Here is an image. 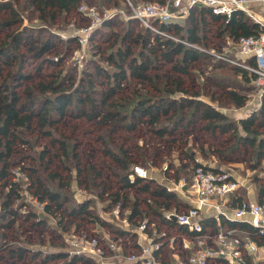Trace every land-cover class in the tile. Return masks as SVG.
I'll return each instance as SVG.
<instances>
[{"label": "trees", "instance_id": "1", "mask_svg": "<svg viewBox=\"0 0 264 264\" xmlns=\"http://www.w3.org/2000/svg\"><path fill=\"white\" fill-rule=\"evenodd\" d=\"M31 1L44 22L57 26L62 19L69 21L78 14L83 15L78 7L85 0ZM119 1L122 0H105L104 6L96 5L100 9L109 8ZM3 10L10 15L0 18V28L13 26V29L0 41V264L7 259L21 262L27 257L41 264H99L93 256L70 253L63 236L64 231L82 230L100 236L99 227L116 239L132 240L139 250L138 231L133 229L138 226V216L145 218L152 213L168 221L158 207L168 208L171 200L177 198L154 178L134 176L132 179L133 165L145 166L151 154L165 155L167 146L169 151L174 149L180 153V167L185 171L182 175L187 178H191L197 166L214 168L197 160V150L188 148L196 123H200L199 132L229 133L233 142L223 149H214L222 163L244 159V155L252 170H261L264 90L258 107L237 120L212 103L227 99L240 107L248 101L251 89H261L255 82L257 74L246 67L256 66L254 57L236 56L223 50L228 40L260 33V23L246 12L237 9L227 17L207 6H193L183 20L162 23L153 20L160 31L131 16L121 33L115 30L116 15H112L92 31L93 57L77 77L72 68H65L67 58L80 46L76 35L62 39L52 28L25 25L11 0H0V13ZM86 19L89 24V18ZM214 38L217 41L214 42ZM206 59H210L215 68L230 67L241 76L243 83L223 82L205 71L202 64ZM33 62L39 72L47 65L55 69L49 74V80L24 86L33 76L28 70ZM192 76L197 79L201 76L204 82L223 88V92L218 96L209 94L210 102L203 98L202 90L186 87V78ZM81 119L92 124L91 132L112 176L110 181L92 162L90 153L85 154V159L82 157L76 123ZM70 120L71 133H68L62 126ZM141 131L164 142L163 145L157 144L156 149H151L147 143L140 144L134 134ZM181 138L185 141L181 142ZM34 146H39L40 151L33 153ZM199 148L200 153L205 154L202 146ZM173 166L169 163L165 172L170 173ZM180 167L170 173L176 180L181 177ZM15 168L26 175L25 182L16 178ZM258 172L254 174L257 198L264 201V178ZM73 179L83 189L94 187L106 212L118 202L129 207L131 224L123 226L102 218L92 210L90 198L70 202L64 193ZM49 181L56 183V187ZM134 186L147 192L154 203L138 194L131 196L130 189ZM242 189V186L238 188L233 203L246 198ZM22 190L43 203L44 211L57 220L61 231L29 206ZM204 221L215 225L212 219ZM24 224L28 229L51 230L54 237L37 240L40 244L50 240L56 248H33L30 243L35 240L26 237L21 230ZM171 225H177L182 231L187 229L180 224ZM221 225L242 227L250 230L255 239H262L254 228L241 221L223 219Z\"/></svg>", "mask_w": 264, "mask_h": 264}, {"label": "built area", "instance_id": "2", "mask_svg": "<svg viewBox=\"0 0 264 264\" xmlns=\"http://www.w3.org/2000/svg\"><path fill=\"white\" fill-rule=\"evenodd\" d=\"M128 3L131 9L128 17H136L142 24L156 31L160 30L156 24H153V20L158 23L169 22L187 13L193 6H207L214 13L227 17L237 9L246 12L260 23L261 30L258 35L239 36L235 41L236 54L237 56L254 57L256 66L246 65V67L257 74L258 78L255 82L261 86L260 92L264 90V17L251 6L257 3L264 8V0H142L135 4L128 0ZM78 8L91 22L75 29L74 35L78 37L80 43V46L74 50L75 53L84 51L94 28L114 14L113 10L102 11L97 5L86 2H81ZM217 55L224 57L221 54ZM228 59L237 62L233 58ZM196 159L200 160L198 157ZM211 166L215 169L197 166L191 178L182 176L167 185L169 191L182 192L188 203L180 207L172 206L163 212L166 219L175 221L194 232L191 241L182 242L185 249L191 247L186 257H180L175 251L172 255L176 260L165 259L162 247L165 242L174 244L175 236H170L165 230L158 231L155 222L145 217L138 221L136 230L140 235L148 236L147 234L151 233L155 239L143 241L139 250L122 255L125 262L135 264H264V201L244 199L235 206L228 205V196L242 184L241 179L226 167L215 164ZM13 172L17 179L19 175L25 176L18 168L13 169ZM149 175L144 165L134 164L133 174L130 176L133 179L134 176L148 177ZM261 176L264 178V163ZM21 194L24 196V192ZM41 204L44 207L43 203ZM130 213L129 207H124L121 202H118L110 208L108 216L123 226H129L131 224ZM208 216H212L217 221L218 227L205 228L203 219ZM223 219L248 224L262 239H255L250 230L242 227L221 226L220 222ZM67 241L70 253H84L99 259L100 262L105 257L107 248L110 250L117 248L114 240H107L108 245L103 246L98 236H89L85 231L70 232Z\"/></svg>", "mask_w": 264, "mask_h": 264}, {"label": "rangeland", "instance_id": "3", "mask_svg": "<svg viewBox=\"0 0 264 264\" xmlns=\"http://www.w3.org/2000/svg\"><path fill=\"white\" fill-rule=\"evenodd\" d=\"M11 1L13 2V4L15 5L17 10L23 17L24 19L23 23L25 25L32 26V27H44V28H49V29L52 28L54 31L57 32V34L61 36L62 39H66L68 35H74L75 29L78 26L86 25V22H87V19H86L87 16L85 17V15L81 12L84 16L78 14L76 18H74V20L69 19V21H65L64 19H62L60 25L52 26V24H48L47 22H44L39 17V13L33 6L31 0H11ZM104 1L105 0H85L83 2H86L88 4L95 3V5L97 3L101 6H104L103 4ZM131 1L135 4L137 2H140L141 0H131ZM251 6L256 9L259 15L262 16V13L259 12V5L257 3H253L251 4ZM100 10L102 11L113 10L114 11L113 15H116V20H117V27H115L116 28L115 30H118L120 33L123 32L126 26L127 18L129 14L131 13L128 0L119 1L114 6H111L109 8H102ZM9 15H10L9 12L3 10V12L0 13V18L9 16ZM183 16L184 15L178 16L176 17V19L179 17L183 18ZM182 18H179V19H182ZM73 22L75 26L72 25ZM90 22L91 20L89 21V23ZM12 29H13V26H7L5 28H0V41L8 33H10ZM215 41H217V38H214V42ZM223 50L227 52L228 54H233V55L236 54L237 51L235 47V41L228 40V44L227 46L223 48ZM92 57H93V46L90 43V37H89V42L87 46L85 47L84 51H82L81 53H75L73 51L71 56H69L67 60L65 61V68H69V69L72 68V70L75 71L78 77L82 69L86 66V64L89 62V59H91ZM223 58L228 59L226 55ZM35 64L36 63L33 62L29 65L28 70L33 73V76L24 83V86L29 84L30 82L34 83L42 79L49 80L51 78L49 74L53 71V69H55L54 66L47 65L45 68H43L39 72L35 70ZM202 65L205 71L209 72L210 74L215 75L217 78L222 79L223 82H228V83L230 82L231 84H234L236 82L238 84L243 83L241 76L236 74L228 66L222 67V68H215L210 59L204 60ZM168 67L169 66H166V68ZM186 87L192 90H196V91L202 90V92L205 93L202 95L203 98L209 100L210 102L212 101L209 97L211 94L218 96L220 93L223 92V88L204 82L201 76L200 78L198 77V79L196 77L194 78L193 76L186 78ZM260 98H261V92L257 87H255L249 91V99L246 102V104L243 106L238 107L232 101L227 100V99H224L221 102L212 101V103L215 106H217L219 109H221L222 111L226 112L231 118L237 120L242 114L250 113L251 110H253L254 108H257L260 103ZM71 123H72V120H70L69 122H67L66 124L62 126L65 129V131H67L68 133H71ZM76 123L79 126L78 138L81 140V144H82L81 150H80L82 157L85 159L86 157L85 154L90 153V158L92 162L99 169L103 171V174L106 180L110 181L112 176H111L110 171L105 165V162H106L105 159L100 155V152L98 150L99 143L97 140L94 139V136L91 132L92 124L87 123L85 120H82V119L77 120ZM199 124L200 123H196V125L193 127L194 132L193 134L189 136L188 148L191 150L192 149L197 150V154H196L197 157L200 158V160L204 162L206 165L216 164L218 166H223V167L228 168L229 171L235 172L238 175V177L241 178V182L247 184L248 188L250 189L252 188V190L255 189L256 191V185L254 184L255 182L254 174L258 172L259 170H256V171L252 170L248 166V164H246L247 162L244 160L245 159L244 155H243L244 159H236L232 163L228 162L224 164L222 163V161L218 159L217 154L214 153V149L216 148L223 149L229 146L233 142V140L229 138L230 136L229 133H219L218 132V133L210 134V133H206L203 131L199 132L198 131ZM134 137L135 139L138 138L140 144L147 143L151 149L152 148L156 149L155 147L157 146V144L163 145L164 143L160 141L159 139L154 138V136H151L150 134L143 132V131H141L140 133L138 132V134H134ZM180 140L181 142L185 141V139L183 140V138H181ZM199 146H202V148L207 153L206 152L205 154L200 153L201 149L199 148ZM21 148L24 149L25 152L27 151L26 147L21 146ZM169 150L170 149L167 146H165V150H164L166 152L165 155L164 154H158V155L151 154V156L148 157V160L146 161V164H145V167L148 169L150 176H154L156 180L161 181L163 184L169 183V180H167L166 177H164L163 175V173L165 172V166H168L169 163L174 164V166L172 167V170L174 168L181 166V162L178 158V155H180V153L174 149L171 151ZM38 151H40V147L34 146L33 153H36ZM153 161L155 163H152ZM183 172H185L183 167H180L181 177L185 176V174L182 175ZM260 172L261 171L258 172L259 175H261ZM19 179L22 180V182H25L27 177L26 175L25 176L19 175ZM49 183L52 187L54 188L56 187V183H53L50 181ZM242 187H243L242 190L245 193H247V187L245 186H242ZM133 190L137 191V188H133ZM22 192H24L23 199L28 202L29 206L32 209L36 210L40 216H43L44 218H46L49 224H52L59 231H61V227L57 225V220L51 217L47 212L44 211L43 206L39 202V200H37V198L32 197L26 190H22ZM64 194H67V196L71 200L70 202H75L78 199H82L84 197L90 198L92 210L95 213L99 214L102 218H105L111 221L110 218L108 217V212H106L104 208L102 207V202L99 200L97 196V190L94 187L83 189L80 186H78L77 181L73 179L71 183V187ZM70 202L68 204H71ZM21 230L26 237L35 240L33 243H30V245L33 248L40 247L43 249H47V248L50 249V248L55 247V245L50 243V240H47L45 241V243H42V244H40L37 240V238L39 237L46 238V239H48V236L54 237V233H50L51 230L45 229L42 227L28 229L26 227V224H24ZM97 230L101 234V236L99 235L98 236L100 237V241H101L100 243L103 246H107L108 245L107 240H111V239L114 240L117 245V248L115 250H110L107 248L106 255L101 262L99 259L98 260L96 259L99 262V264H119L120 262H125V258L122 255L127 254L128 253L127 250L130 251L131 249H133L132 240H125L123 238L116 239L115 237H112L110 233L101 229V227L97 228ZM82 231L87 232L86 230H82ZM70 232H67V231L63 232V236L66 241L68 240V236ZM87 233L89 236L93 235L89 232ZM141 238L142 236L139 235L140 240H142ZM1 264H41V262L39 260L31 261L29 257H27L25 260L21 262L17 260H13V259H7Z\"/></svg>", "mask_w": 264, "mask_h": 264}, {"label": "crops", "instance_id": "4", "mask_svg": "<svg viewBox=\"0 0 264 264\" xmlns=\"http://www.w3.org/2000/svg\"><path fill=\"white\" fill-rule=\"evenodd\" d=\"M259 12L260 13H262V16L264 17V8L262 7V6H259ZM182 15H184V14H182ZM181 16V15H180ZM179 18H182V17H179ZM179 18H175L174 20H183V18H184V16H183V18L182 19H179ZM236 56H237V54H235ZM248 113H245V114H242L241 116H244V115H247ZM240 116V117H241ZM216 165V164H215ZM173 170L171 169L170 170V173L172 172ZM259 171H261V170H259ZM169 172H164L163 173V175H164V177H166V179L167 180H169V183H167V184H164L165 186H167V185H169L173 180H176L171 174H170ZM261 173V172H260ZM146 178H154V176H148V177H146ZM155 179V178H154ZM241 179V178H240ZM156 180V179H155ZM156 182H158V183H161V184H163L161 181H158V180H156ZM254 184L256 185L257 183H256V181L254 182ZM240 186H245V187H247V193H246V198L245 199H252V200H254V199H256V200H258V201H260L257 197V189H258V186L256 185V191H255V189L254 190H252V188L250 189V188H248V186H247V184H245V183H243L242 182V184L240 185ZM239 186V187H240ZM238 187V188H239ZM133 188H137V191H134L133 190ZM238 188L234 191V192H232L228 197V201H227V204L228 205H230V206H235V205H237L239 202L238 201H236V203H233V199H234V196H236V193H237V190H238ZM169 191V190H168ZM172 192V191H171ZM174 194H175V196H176V198H177V200L175 201V200H171V203H170V205L168 206V208H170V207H172V206H178V207H180V206H183V205H187L188 203H187V200H186V198H185V195L182 193V192H173ZM135 194H138V195H140V197L141 198H143V199H146L147 200V202H149V203H154V201L155 200H153V198L147 193V192H141L140 190H139V188L137 187V186H134V187H132L131 189H130V195L131 196H134ZM143 201V200H142ZM142 206V209L144 210V209H146V205H144V203L143 204H141ZM157 207V206H156ZM158 208H161V211H162V213L164 212V210L165 209H168V208H165V207H163V206H160V207H158ZM145 215H146V213H145ZM109 217V216H108ZM146 218H148L149 220H151V221H153V222H155V226H156V228H159L160 230H165L170 236H175V241H174V244H168L167 242H165V244L163 245V247H162V252H163V257L165 258V259H171V260H176V258L172 255V253L173 252H177L178 253V255L180 256V257H182V258H184V257H186V254H187V252L191 249V247H189L188 249H185L183 246H182V242L183 241H191V239H193V233L191 234V232H189L187 229L185 230V231H182V230H180L179 228H178V226L177 225H171V224H175L176 222L175 221H173V222H175V223H173V222H170L169 220L167 221V220H162L160 217H158L157 215H155V214H152V213H149L148 214V216H145ZM110 218V217H109ZM138 218L139 219H141L139 216H138ZM138 219V220H139ZM210 219H212V220H214L215 221V225H213L212 223H207V222H205L204 220H210ZM177 224V223H176ZM203 224H204V226H205V228L206 229H212V228H214V227H218V223H217V221L212 217V216H208V217H205L204 219H203ZM220 225H221V222H220ZM222 226V225H221ZM134 230H136V227H134L133 228ZM159 230V231H160ZM138 231V230H137ZM108 232V231H107ZM109 233V232H108ZM100 234V233H99ZM112 235V234H111ZM139 235H140V233H139V231H138V235H137V242H138V244H139V246H140V248H141V242H147L148 240H150L151 238L152 239H155V236L154 235H152L151 233L150 234H147L148 236H146L145 234H142L141 236H142V240H140L139 239ZM100 236H101V234H100ZM112 237H114V235H112ZM116 238V237H115ZM101 239H102V237H101ZM132 247H133V249H131L130 251L129 250H127V252H135V251H137V247H135V245L133 244L132 245ZM53 248H56V247H53ZM139 248V249H140Z\"/></svg>", "mask_w": 264, "mask_h": 264}]
</instances>
